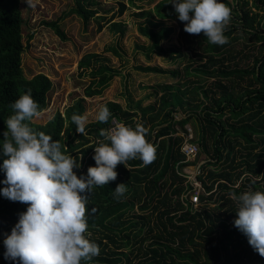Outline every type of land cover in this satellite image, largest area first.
<instances>
[{
  "label": "trees",
  "instance_id": "16d2710c",
  "mask_svg": "<svg viewBox=\"0 0 264 264\" xmlns=\"http://www.w3.org/2000/svg\"><path fill=\"white\" fill-rule=\"evenodd\" d=\"M169 2L159 0L152 8L133 13L138 34L149 41L139 49L147 59L152 54L165 53L161 43L175 32L166 22L173 21L183 51L170 49V61L184 58L187 52L196 60H191L192 64L184 66L183 71L137 66L141 72L177 78L175 83L157 86L153 103L143 106L142 99L134 101L130 95L125 106L107 101L103 105L112 113L108 123L89 122L86 135H79L71 117L83 116L85 100L101 95L120 74L102 53L89 52L77 62L78 75L89 79L82 96L76 95L62 112L56 111L44 124L32 120L25 123L33 131H42L59 141L61 150L77 162L82 156L81 167L73 169L78 177L86 176L87 169L95 167L94 148L101 142L110 143L99 133L113 127V120L133 128L141 124L148 130L146 139L156 147V158L150 165L143 166L139 159L117 165L115 181L93 186L90 194H82L88 198V238L100 248V254L86 264H264V257L234 226L238 204L231 198L232 193L239 196L245 191L264 192V0H219L232 9L224 33L228 43L222 46L209 43L203 33H186L184 22L178 20ZM118 3L120 15L126 7L122 1ZM93 5L94 0H74L71 13L83 25L95 19L98 31L102 28L99 21H105L103 24H108L121 39L124 23L112 22L113 16L107 21L95 16L98 12ZM29 12L26 0H0V188L6 186L2 183V164L7 157L2 145L7 130L5 121L14 114L10 105L31 89L42 112L54 91V84L46 75L39 73L28 79L23 74L21 56L26 46L23 37L31 17ZM44 23L64 38L57 20ZM105 51L119 56L115 46L106 47ZM194 121L198 123V158H206L207 166L212 167L206 171L211 183L205 188L211 190L216 184L215 196L200 195L197 209L181 199L190 186L176 172V166H182L184 160L179 151L183 136L175 135L176 126L186 133L185 125ZM245 157V168L234 173L242 167L239 160ZM121 183L126 192L116 199L114 190ZM204 199L214 205L203 204ZM135 205L141 213L150 212L131 215ZM27 206L0 195V264H18L4 258L3 241ZM92 208L96 209L94 213ZM146 240L150 241L145 243Z\"/></svg>",
  "mask_w": 264,
  "mask_h": 264
},
{
  "label": "clouds",
  "instance_id": "9594fccd",
  "mask_svg": "<svg viewBox=\"0 0 264 264\" xmlns=\"http://www.w3.org/2000/svg\"><path fill=\"white\" fill-rule=\"evenodd\" d=\"M34 7L33 0H26ZM184 31L191 35L203 33L214 45L228 43L224 35L231 21L232 9L219 0H170ZM10 107L14 114L6 121L3 133L2 169L5 179L0 195L13 202L26 204L18 222L3 243L4 258L18 264H82L100 254L99 246L88 236V198L93 186L102 187L115 181L117 165L139 159L148 166L156 158V147L146 139L147 129L141 124L127 126L113 120V127L101 129L104 141L94 148L95 167L87 175L77 176L74 168L79 161L65 154L59 141L44 132L33 131L25 121L39 118L38 103L31 89ZM112 115L107 106H100L95 119L107 124ZM79 135H86V116L71 117ZM91 148V145H85ZM126 192L125 184H118L114 198ZM238 204L234 226L248 239L249 245L264 257V192L245 191L231 194ZM95 208L91 209L94 213Z\"/></svg>",
  "mask_w": 264,
  "mask_h": 264
},
{
  "label": "rangeland",
  "instance_id": "374dc122",
  "mask_svg": "<svg viewBox=\"0 0 264 264\" xmlns=\"http://www.w3.org/2000/svg\"><path fill=\"white\" fill-rule=\"evenodd\" d=\"M92 7L97 10L95 16H103L106 21L112 18V22H123L125 32L121 39L118 33H113L108 24L103 22L100 31L97 30L98 23L95 19H90L87 25H83L81 19L71 13L74 0H33L34 7L30 6V20L27 24V32L24 34L25 50L21 56V66L26 78H31L36 74L46 75L54 84V91L51 94L48 107L41 112L39 118L32 121L44 124L56 112H62L64 107L70 104L76 95L82 96V90L87 85L89 79L80 77L77 71V62L85 53H102L107 58L108 63L119 71V75L114 77L108 88L99 96L87 98L86 109L83 116L89 122L95 121L96 113L100 106L107 101H114L121 106H125L128 95L136 101L142 99V104L148 105L155 101L154 92L157 86L163 83H175L177 78L154 72H141L136 67L152 66L163 70H173L178 68L183 71L184 66L192 64L191 60H196L191 53H185L184 58L170 61V49L180 48L182 45L177 36L178 27L175 22L167 21L172 25L175 32L168 40L161 43L165 53L152 54L147 59L140 46H147L149 41L140 36L136 29L137 18L133 13L140 9H150L159 0H94ZM119 1L125 4L126 9L122 14H118ZM26 16L25 11L23 12ZM57 20L59 28L64 34V38L57 35L51 27L44 22ZM30 36V38H28ZM115 46L119 56H113L105 51L106 47ZM186 52V51H184ZM181 75H183L181 73ZM196 80L195 77H190ZM178 116L175 119L178 120ZM177 128V135L184 136V133ZM185 128L192 130L193 138L197 142L195 133L198 131V123H187ZM200 159V157H199ZM245 158L239 160L241 168L233 171L238 173L245 168ZM247 172V170H246ZM255 176V175H254ZM258 177L257 175L255 176ZM141 213L139 207L135 205L131 215L136 216ZM90 236V235H89ZM150 240H146L148 243ZM125 252H129L127 249ZM134 255V254H133Z\"/></svg>",
  "mask_w": 264,
  "mask_h": 264
},
{
  "label": "built area",
  "instance_id": "2783aa9c",
  "mask_svg": "<svg viewBox=\"0 0 264 264\" xmlns=\"http://www.w3.org/2000/svg\"><path fill=\"white\" fill-rule=\"evenodd\" d=\"M186 130L183 141L179 145V151L183 154L184 160L180 163L182 166H179V164L176 166V172L185 178L184 183L190 186V188H185V192L181 194V199H186L192 208L197 209L201 205L200 195H203L205 198L212 194L215 196L216 184L211 190H206L205 186H209L211 183L206 178V171L212 167L207 166L206 158H198L199 145L193 138L192 130L189 128ZM242 178L243 175L234 187L239 185ZM210 202L208 199H204L203 204ZM209 205L213 206L214 204L210 203Z\"/></svg>",
  "mask_w": 264,
  "mask_h": 264
}]
</instances>
